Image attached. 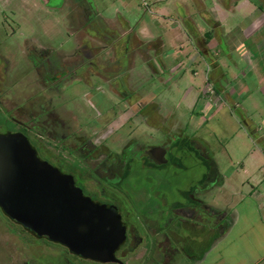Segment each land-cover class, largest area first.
Masks as SVG:
<instances>
[{"label": "rangeland", "instance_id": "obj_1", "mask_svg": "<svg viewBox=\"0 0 264 264\" xmlns=\"http://www.w3.org/2000/svg\"><path fill=\"white\" fill-rule=\"evenodd\" d=\"M181 1L189 4V0ZM252 1L264 2V0ZM71 2L72 0H63L62 4L59 5L60 7H53L44 0H0V55L7 60L6 65L10 74L7 81L12 85L8 87L5 84L4 87H6L5 93H8L11 97V104L22 101L21 104L23 105L30 92L37 95L36 93L39 90L38 85L34 86L33 65L27 59L29 53L30 55L31 53H40L39 51L42 48L44 53H49L47 51L49 49H54L53 53H72L78 44L89 43V41L95 43L96 46H92L96 49L95 53L110 55L122 53L124 66L129 65L130 71L127 80L133 96L132 99H129V102L132 103L137 97H143L147 101L159 102L157 107L159 123L156 127H151L150 124L143 122L141 117H133L129 123L120 125L124 119L123 114L126 113H123L122 116H118L117 112L113 113L110 123L112 145L124 144L130 137V133L139 134L141 136L140 141L142 140L143 143L147 144L160 142L161 139L165 138L164 131L167 128L174 131L172 135L175 136L178 135V131L184 130L183 135L193 141L191 143L192 153L188 154L186 150L187 153L183 155L182 152L183 156L178 161L182 166H175L176 169H174L175 172H179L176 179L178 183H182L195 178L200 179V175L203 178V175L206 174V179L212 183V189L209 192L205 191L206 196L203 198H208L211 202L213 200L214 204L209 203L211 206H206L208 213L205 221L208 225H215L214 230H220L222 221H218V218L222 215L216 208L222 204L226 206L228 202H222V199L227 200L231 196H224V191H227L225 190V184L222 187V190H224L222 194L218 188L219 182L221 183L223 180L222 177H224L226 183L239 185L245 176L248 178V172H242L239 169L241 167L239 162H245L251 170L256 164L264 160V95L261 94L259 89H254L245 98V101L240 97L238 101L246 109L245 115L247 118H243L239 114L238 110L226 100L224 94L225 103L216 98L207 106H195L192 111V107L187 102L188 96L185 99L181 98L185 92L188 79L192 76L190 68L197 67L198 71L203 73H205L206 68L202 61H196L191 66L186 65L188 61L183 54L185 51L194 53L192 44L188 40H182V51L179 52L177 47L173 49L172 55H170L165 54L173 48L172 45L168 47V43L163 50L162 58H160L156 54V43L153 38L151 36L144 37L138 32L143 24L149 25L152 30L156 31L157 28L155 27L157 26H154L153 23L155 17L162 22L164 21L163 25L165 27H171L170 25L174 22L173 19L176 20L180 15L177 0H91L98 13L93 14L92 17L100 22L96 14L99 15L110 27L119 29L124 40L129 38L128 41L124 42V49L120 51L113 42L106 41V43H103L98 38L90 40L91 38L85 28L87 2L86 0H78V5ZM74 2L77 3V1ZM161 12L168 18L163 17L160 14ZM193 17L198 19L196 15ZM246 19L248 17L245 16V12L238 11L230 15L227 22L234 25V23ZM258 19L263 21L261 25H263L262 29L264 30V13ZM250 27L248 26L247 30ZM158 28L162 30L160 27ZM100 43L104 45L98 52L97 47H100ZM181 59L183 64L181 63L180 69H177L178 67L175 65ZM183 71L184 75L181 76L180 73ZM6 73L8 72L6 71ZM225 76L227 82H234L232 72L226 73ZM226 81L224 79L220 80L222 84H225ZM194 82L198 85V91L199 86L200 91L204 89L205 84L203 82L201 83L197 79ZM102 86L104 87L101 82L100 88ZM112 86L115 87L116 85L112 83ZM67 91L77 96L76 113L85 111L86 117H88V114H94L93 108L96 113L93 104H95L98 97L93 100L86 93L82 84L73 85L67 88ZM241 94H243L242 91L239 92V95ZM51 95L54 96L55 94L51 93ZM116 96L119 97L120 95L117 94ZM56 100L58 103H63L64 106L67 104L75 108L73 101L66 100V95L58 97ZM24 107L26 108L25 105ZM24 107L16 108V113L21 118H28V111L25 112ZM30 109L32 115L38 120L37 123L35 120L32 121V125H36V128H33L35 140H41V142L54 146V142L57 140L56 133L55 135L40 137V131L44 119L51 128L56 129L57 119L54 115L40 117L43 110L39 100L34 99ZM129 113L130 111L127 114ZM80 119L82 118L80 117ZM115 136L117 140H115ZM197 145L199 147L198 152H201V154L195 153L194 149L198 148ZM251 151L253 154H250ZM258 152L260 154H257ZM163 174L166 173L161 171L156 174V177L163 179ZM163 182L161 180L162 186H164ZM171 203L164 199L158 205L159 207H165ZM174 217H179V215L175 214ZM131 220L141 226L140 220L144 219L132 218ZM224 220H227V218H224ZM122 221L126 224V233L129 234L130 228L127 227L129 225H127L125 215L122 216ZM179 221L182 220L176 218V225H180ZM145 222L150 223L152 229L160 225L158 220L155 221L150 218ZM198 229L202 228H196L195 230ZM140 231H143V229ZM130 242V239L126 240L115 251V254L124 257L128 264H168V261L173 257L171 249L165 251L157 249V244L150 240H148V243H142L133 246V248H129ZM144 246L147 249H142ZM185 246L186 249L180 250L181 253L185 251L192 253L188 249L191 245L186 244ZM129 253L132 255L131 260L129 259ZM67 258L70 261H67ZM8 263L104 264L105 262L91 260L86 257L77 258L65 246L46 238H38L33 233L26 231L20 224L12 223L0 210V264ZM109 263L118 264L116 262Z\"/></svg>", "mask_w": 264, "mask_h": 264}, {"label": "flooded vegetation", "instance_id": "obj_2", "mask_svg": "<svg viewBox=\"0 0 264 264\" xmlns=\"http://www.w3.org/2000/svg\"><path fill=\"white\" fill-rule=\"evenodd\" d=\"M44 1L53 7H58L63 2V0ZM86 2L85 28L90 40L98 38L103 43L113 42L118 51L123 50L124 42L129 38L124 40L119 29L110 27L104 19L97 15L91 0H86ZM71 3L78 5V0H72ZM95 13L101 23L92 17ZM103 43L97 47L98 52L104 45ZM92 46L96 45L89 41V43L78 44L72 53H53L54 49H49L47 50L49 53H44L43 48L39 51L41 54L31 53L30 55L29 53L27 59L33 65L34 86L38 85L39 90L37 95L30 92L23 105L22 101L11 104V97L5 93L4 85L10 87L12 83L7 81L10 75L6 65L7 60L0 55V132H15L19 138H26L40 158L71 175L74 184L81 189L83 195L89 196L94 202L104 203L114 208L120 214L121 222L125 226V237L119 246L128 239L131 240L129 248L148 243L150 240L160 244L161 250H169L171 243L169 232L176 227L175 213L178 212V220H182L179 221L180 226H186L191 220L195 222V229L206 228L208 225L205 221L208 213L207 203L203 198L206 196L203 186L206 174L203 178L200 175V179L195 178L194 181L191 179L192 181L178 183L176 176L179 172H175V166H182L178 161L187 153L186 150L188 154L192 153L191 143L193 141L180 132L176 136L172 135L174 133L169 128L164 131L165 138L158 143L145 144L142 140L140 141L139 134L130 133V137L124 144L112 145L110 123L113 113L117 112L118 116L126 113L123 114L124 119L120 125L129 123L133 117H141L143 122L156 127L159 123L158 104L155 101H147L143 97H137L132 103L129 102L133 96L127 80L130 71L129 65L124 66L122 53L114 55L95 53L96 49ZM101 82L104 87L100 88ZM112 83L116 86L113 87ZM79 84L85 87L86 93L93 100L98 97L93 104L96 113L93 108L94 114H88V117L85 111L76 113L77 96L67 91V88ZM51 93L55 94V97ZM117 94L120 96L117 97ZM65 95L67 101H73L75 108L67 104L64 106L61 102L58 103L56 99ZM34 99L39 100L42 107L40 117L54 115L57 119L56 129H53L43 118L45 121L40 131V137L56 133L57 140L54 146L41 142V140H35L33 128H36V125H32V121L35 120L37 123L38 120L32 115V108L30 109ZM21 106L25 108V112L28 111V118H21L17 115L16 108ZM128 111H130L129 114H127ZM79 115L84 119H80ZM126 133L128 134L127 131ZM115 140H117L116 136ZM197 149H194L195 153L201 154L198 152L199 147ZM161 171L166 173L163 174V179L156 177V174ZM161 180L164 181V186L161 185ZM174 184L181 194L182 201H179L177 206L171 203L168 206L159 207L158 203L161 199L167 200V194L171 192ZM177 184L181 186L180 190ZM0 210L9 221L20 224L36 237L46 238L68 249L66 245L51 240L46 235H37L8 216L1 207ZM123 215L129 225L127 227L130 228L129 234L126 233V224L122 221ZM132 218H143L144 220H140L141 226H139L131 220ZM148 218L158 220L160 225L152 229L151 224L145 222ZM143 228L149 231L160 228L165 234L160 238L151 233L143 237L139 234ZM68 251L77 258H85L69 249ZM118 257L128 264L124 257ZM67 261L70 259L67 258Z\"/></svg>", "mask_w": 264, "mask_h": 264}, {"label": "crops", "instance_id": "obj_3", "mask_svg": "<svg viewBox=\"0 0 264 264\" xmlns=\"http://www.w3.org/2000/svg\"><path fill=\"white\" fill-rule=\"evenodd\" d=\"M189 4L177 0L180 15L176 20L173 19L171 27H165L164 21L155 17L153 23L157 26L156 31L152 30L149 25L143 24L138 32L144 37L153 38L156 43V54L160 58L168 43V47L172 45L173 48L165 54L170 55L177 47L179 52L182 51V40H188L192 44L194 53L185 51L183 54L188 61L186 65L191 66L196 61H202L206 67L205 73L199 72L197 67L190 68L192 76L189 77L185 92L181 96L184 99L188 96L187 102L192 107V111L195 106H207L218 98L223 103L228 100L243 118H247L246 109L238 101L240 97L245 101L254 89H259L264 95V30L261 25L263 21L258 19L264 13V2L189 0ZM238 11L245 12L248 19L238 21L234 25L229 24L227 18ZM160 14L168 18L163 12ZM194 15L198 19L194 18ZM248 26H251L249 30H247ZM181 63L183 64L182 59L175 65L177 69H180ZM229 72L234 74V82L226 81L225 74ZM183 73L184 71L180 75L183 76ZM195 79L205 84L202 91H200V86L198 91ZM221 79L226 81L225 84L220 82ZM241 91L243 94L239 95ZM157 104L159 105V102ZM178 132L184 134L185 131ZM250 154H253L252 151ZM239 163L241 166L239 169L242 172H248V178L245 176L238 185L226 183L222 177L223 180L218 185L221 194L224 191L222 190L223 184H225L227 191H224V196L231 195L227 200L222 199V202H228L226 206L222 204L216 208L222 215L218 221L227 218V227L217 231L214 230L215 225H207L206 228L195 230V222L191 219L186 226L177 224L169 232L171 237L169 249L173 252V257L168 264H264V160L251 170L245 162ZM177 186L181 187L179 184ZM203 186L204 192L212 189V183L207 179ZM179 193L174 184L171 192L167 194V200L174 206L181 201ZM205 200L209 206H211L209 203L214 204L213 200L212 202L208 198ZM175 214L179 215L178 212ZM176 218L179 217H174V221ZM147 233L159 238L165 234L160 228L150 231L143 228V231H139L143 237ZM186 244L191 245L188 249L192 253L186 251L181 253L180 250L186 249V246L184 247ZM157 246V249L161 250L160 244ZM142 249H147V247L144 246ZM131 256L129 253V259ZM104 264L112 263L105 262Z\"/></svg>", "mask_w": 264, "mask_h": 264}, {"label": "water", "instance_id": "obj_4", "mask_svg": "<svg viewBox=\"0 0 264 264\" xmlns=\"http://www.w3.org/2000/svg\"><path fill=\"white\" fill-rule=\"evenodd\" d=\"M0 207L37 235H46L73 253L125 264L115 254L125 237L120 214L83 195L71 175L40 158L15 132H0Z\"/></svg>", "mask_w": 264, "mask_h": 264}, {"label": "trees", "instance_id": "obj_5", "mask_svg": "<svg viewBox=\"0 0 264 264\" xmlns=\"http://www.w3.org/2000/svg\"><path fill=\"white\" fill-rule=\"evenodd\" d=\"M227 224H228V221L227 220H223L222 221V226H221V228H220V231L223 229L224 230V228H226L227 227ZM219 231V232H220Z\"/></svg>", "mask_w": 264, "mask_h": 264}]
</instances>
